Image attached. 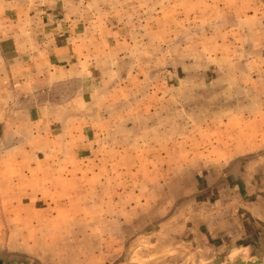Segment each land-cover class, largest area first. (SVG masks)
I'll return each mask as SVG.
<instances>
[{
    "label": "rangeland",
    "instance_id": "1",
    "mask_svg": "<svg viewBox=\"0 0 264 264\" xmlns=\"http://www.w3.org/2000/svg\"><path fill=\"white\" fill-rule=\"evenodd\" d=\"M0 16V264H228L196 245L264 188V0Z\"/></svg>",
    "mask_w": 264,
    "mask_h": 264
},
{
    "label": "crops",
    "instance_id": "2",
    "mask_svg": "<svg viewBox=\"0 0 264 264\" xmlns=\"http://www.w3.org/2000/svg\"><path fill=\"white\" fill-rule=\"evenodd\" d=\"M16 22L17 20H13L12 18H4L3 16H0V57H2V59H4V57L14 55L13 50L11 51L4 47V45L8 43H4L3 45L2 42H4V40H14L15 42L19 40V34H13V27ZM1 36L5 37L2 38ZM24 86H26V84L22 86L20 85L19 88L23 89ZM262 182L264 185V178ZM256 192L257 191L254 189L253 194ZM241 207L243 208V211L236 212L235 207L232 206V210H229L227 223L224 222V225L228 224V240L229 237L235 236V241L226 242L224 239L227 238H225L223 234L217 233V235H213V238L217 236L222 240V242H218L219 245L217 248L215 247L216 244H209L208 242L205 245L202 242L197 243L196 250L200 251L209 249L212 252H219L224 249V251H226L225 255L227 256L226 258H223V262L226 260L228 264H264V188H260V193L258 195H254ZM239 240H244V244H237L238 242L240 243ZM237 250H239L238 255L241 256L242 259H231L229 256L234 253L237 254ZM214 254L219 256L218 253ZM205 261H208V259H205ZM215 261H217V257ZM218 261H220V259H218Z\"/></svg>",
    "mask_w": 264,
    "mask_h": 264
}]
</instances>
